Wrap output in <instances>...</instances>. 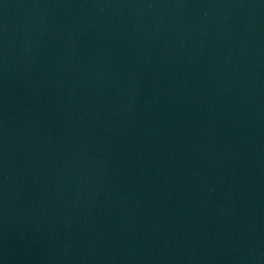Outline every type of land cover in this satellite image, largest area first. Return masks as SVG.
Returning <instances> with one entry per match:
<instances>
[{"label":"water","instance_id":"95a60500","mask_svg":"<svg viewBox=\"0 0 264 264\" xmlns=\"http://www.w3.org/2000/svg\"><path fill=\"white\" fill-rule=\"evenodd\" d=\"M0 264H264V0H0Z\"/></svg>","mask_w":264,"mask_h":264}]
</instances>
